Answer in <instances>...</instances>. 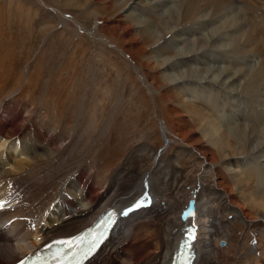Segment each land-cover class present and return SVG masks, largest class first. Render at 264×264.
<instances>
[{"label": "rangeland", "instance_id": "1", "mask_svg": "<svg viewBox=\"0 0 264 264\" xmlns=\"http://www.w3.org/2000/svg\"><path fill=\"white\" fill-rule=\"evenodd\" d=\"M132 1L41 0L44 5L42 6L37 0H0V79L5 76L9 68H12L9 80L0 94V110L6 103L7 96L18 88L20 80L24 78L27 71L28 74L36 78L35 84L30 81L36 85L35 89H29L25 94L27 96L19 100L17 106L16 102L13 101L10 107L16 109L19 122H22L26 117V104L31 101V98L33 101L30 106V109L33 110L31 111L32 116L36 117L38 114H42L47 120L52 121L53 129H59V127L56 128L54 119L56 117L59 123V112H62V125L65 122L66 125L64 126L72 127L73 125L75 127L76 142L81 141L83 132L84 142L80 144L78 153L75 154L72 150L62 148L69 155L63 156L66 157L63 159L68 162V166H74L81 162L76 170L81 169L84 173L90 174L91 181L96 185L99 175L92 173L90 170L91 163L86 158H82V154L87 153L86 155L91 161L94 162L95 160L99 165L98 170L103 175L113 173L115 169L126 162L128 163V161L132 162L127 168L138 172L141 176H144L148 170H152V175H155L158 171L155 162L160 157L167 163L171 162L178 171L175 174L176 180L174 182L164 184V197L171 204H177V199H179L180 203L184 205L188 202L186 194L189 189L198 186L199 183L201 187H206L212 181V177L209 173L203 175L196 158L188 153L185 148H181L183 145L176 137L177 134H180V137L183 134L182 136L187 138L186 140L194 138L202 141L203 137L198 132L201 125L185 109L184 100H180L178 97L179 94L175 91L177 90L176 87L166 85V80H168L166 76L170 74L171 77L172 75L177 76L179 70L190 68H194L196 75H203L205 72L203 69L210 67L213 68L210 70L212 77L216 69L219 72L222 68L235 66L238 62L237 59L241 61L242 55H247L248 51L255 52L252 58L258 63L260 58L264 57V50H260L261 48L259 50L248 48L245 51L235 49L234 38L237 33H235L234 26L235 10L231 6L233 0H222L221 2L220 0H216L217 2L214 0H139L141 4L138 7H134ZM236 1L239 2V0ZM222 2L224 5L222 4V7L219 8L218 4ZM130 4V11L132 10L134 14L136 12L137 15L126 18L123 16L126 13L122 10ZM188 4H192V7L187 14L183 13L185 18L181 23H178V12L182 6L188 7ZM253 4H256V10L247 12L245 20L259 36L261 44L264 45V32L253 16L255 11L263 9L264 4L261 1L250 0L245 5L251 7ZM54 10H58L63 16H66L68 22L62 25ZM119 13L121 14L119 15ZM199 14L205 18L202 21H196L197 24L194 20ZM75 23L79 24L82 30L78 29ZM149 26L154 29L178 28V32L175 34H181V41L175 42L173 39H169L167 45L156 50L160 46L153 44L155 34L151 32L153 28H149ZM186 27H189L187 29L191 31L187 32ZM180 28H182L181 33H179ZM90 31L97 38L91 37ZM211 35H213L211 47L204 51L187 53L189 59L183 60V64H179V67L176 65L178 68L175 65H168V68L161 65L164 58L173 57L176 52L187 48V45H191L192 39ZM176 36L180 37L179 35ZM98 37L108 39L112 45H116L125 53L129 52L128 54L132 55L134 59L136 57L139 74L142 75L144 81L141 82L139 79V75L133 66L134 63L130 59L125 57L116 47L108 46ZM217 48L221 50L218 51ZM217 65L218 67H216ZM198 68H202V70ZM257 70L258 67L255 66L252 73L259 72ZM210 78L206 79V81H211L210 83H205L204 79L200 81L199 76L194 78L191 76L186 79L188 81L181 80L180 82L183 83V88L186 90L185 95L189 96L191 101L197 105L209 104L214 112H221L218 122L219 126L221 125L219 127L221 130L231 129L229 118L233 117L234 109L241 111L243 109L244 117L255 111L252 105L246 103V99L245 101L237 100L235 91L225 90L224 86L215 84V81ZM212 82L214 83L213 86L211 85ZM52 101L59 103V105L53 108ZM249 102L253 101L249 100ZM40 109V112L34 111ZM44 110H47L51 115L43 113ZM177 112L178 114L181 113L179 115L186 116L188 122L185 123L186 128L184 130L186 131L181 133L172 127V125L175 126L174 120L177 117L174 115ZM162 121L168 125L170 133L164 131ZM6 122V125L10 123ZM52 132L50 131L48 136ZM164 134L169 139L168 143L164 140ZM9 135H11L10 132ZM229 135L233 137L234 134L232 132ZM67 142L68 139H65L63 144ZM142 146H145L146 150L139 151ZM235 146L237 147V140L234 138L231 147ZM208 149L213 155L217 154L215 148L208 146ZM247 149L245 146L243 155L238 158H241L244 166L251 168L254 165L253 157L246 156ZM153 153L157 156L153 157ZM83 159L85 162L82 161ZM257 174L255 176L258 177L252 179V183L260 180L259 173ZM29 181L33 187L46 184L43 174L34 173ZM252 188L251 185L243 192L248 194ZM96 189L97 192L100 191L97 185ZM173 191L176 193L175 197L172 194ZM76 203L77 208H84L80 200H77ZM213 209L215 216L227 224L225 227V232L228 234L227 241L220 239L219 247H226L227 243L238 246L244 230L242 220L234 218V214L220 202H216ZM73 210L76 211V207ZM30 218H25L28 220L27 225L21 226L23 230L18 234H23L24 242H29L33 231L30 232L31 226L35 222L39 223L37 218ZM164 221L165 218H161L151 223L152 227L150 226V228L154 229V236L145 235L140 238L145 243L154 242L155 237L160 235L164 228ZM1 224L2 222H0V227ZM5 232L7 235L10 234L7 230ZM14 235L13 232L8 237L13 242L11 245L16 247L20 245L21 240ZM116 241L118 240L114 238L113 242ZM151 245L149 244L145 250L144 264H149L150 258L154 255L155 250ZM1 247L2 245H0V253L3 252ZM233 250L231 247L229 251L224 252L226 264H234L233 259L236 254Z\"/></svg>", "mask_w": 264, "mask_h": 264}, {"label": "bare ground", "instance_id": "2", "mask_svg": "<svg viewBox=\"0 0 264 264\" xmlns=\"http://www.w3.org/2000/svg\"><path fill=\"white\" fill-rule=\"evenodd\" d=\"M37 1L44 6L41 0ZM249 1L239 0L238 2L233 0V5H231L235 10L234 26L235 33H237L234 38L235 49L245 51L248 48L256 50L261 48L260 50H264V45L261 44L259 36L245 20L247 12L256 10V4L251 7H249L250 5H245ZM257 1H261L264 4V0ZM132 2L134 7H138L141 4L139 0H133ZM222 4L224 5L223 2L218 4L219 8ZM184 6L178 12V23H181L183 18H185L184 14H187L192 4L185 7L186 10H184ZM130 9L131 4L123 8L122 12L126 13L123 15L124 17L129 18L137 15L136 12L134 14ZM54 12L61 20L60 23L62 25L68 22V18L63 16L58 10H54ZM250 15L252 16V14ZM253 16H255L254 20L257 21V24L264 32V7L255 11ZM204 18L203 15L199 14L194 21H202ZM76 25L78 29L82 30L79 24ZM189 27H186V29ZM177 29L175 27H171V29H166V27L153 28L151 30L155 34L153 44L160 46L156 50H160L161 47L167 45L169 39H173L175 42L181 41V34H175L178 32ZM187 30V32L191 31L190 29ZM181 31L182 28H180L179 33ZM167 35L169 36L166 37ZM175 35L180 37L176 36V38ZM90 36L97 38L92 32ZM212 38L213 35L192 39L191 45L186 44L187 48L176 52L173 57L164 58L161 65L168 68V65L178 66L183 64V60L189 59L187 53L209 49L212 45ZM99 39L108 46L116 47L125 57L130 59L134 63L133 66L139 75V79L141 82L144 81L142 75L139 74L136 57L134 59L132 55L128 54L129 52L125 53L124 50H120L106 38ZM182 39L185 40V38ZM217 50L221 49L217 48ZM254 55L255 52L248 51L247 55H242L241 61L237 59L238 62H236L235 66L222 68L219 72L216 69L212 77L210 76L212 75L210 70L213 68L211 69L210 67L203 69L205 71L203 75H196L194 68H190L179 70L177 76L172 75L171 77L170 73V75L166 76L168 78L166 85H174L176 87L177 90L175 91L178 92V97L180 100H184L185 109L201 125L198 132L203 137L202 141H199L196 137L197 140L192 138L195 141L192 139L186 140L187 138L185 139L182 136L183 134H181V137L179 136L180 134H177L178 136L176 137L179 138L183 145L181 148H185L188 153L196 158L203 175L209 173L212 177V181L206 187H201L199 183L198 186L189 189L186 194L188 202L184 205L180 203L179 199H177V204H171L165 199L163 186L166 183L174 182L176 180L175 174L178 171L171 162L167 163L160 157L155 162V167L158 168L155 175H152V170H148L144 176H141L138 172L128 169L127 167L132 161L124 163L111 174L103 175L98 170L99 165L97 162L95 160L94 162L93 160L91 161L86 155L87 153L82 154L81 157L86 158L91 163L90 170L92 173L99 175L96 185L99 186L100 191L97 192L96 185L91 181L90 174L84 173L81 169L76 170L81 162L74 166H68V162L64 160L66 157H63L69 155L62 148L72 150L75 154L78 153L80 144L84 142L83 132L81 141L76 142L74 137L75 127L73 125L72 127L64 126L66 125L65 122L62 125V112H59V123L56 117L54 119L55 126L56 128L59 127V129H53L52 121L47 120L42 114H38L36 117L32 116L31 111L33 110L30 109V106L33 101L30 97L31 101L25 107L26 117L22 122H19V115L16 109L10 107L13 101L16 102L17 106L19 100L27 96L25 94L29 89H35L36 78L26 71L24 78L19 82L18 88L7 96L6 103L3 104L0 110V222H2L0 227V245H2L1 249H3V252L0 253V264H13L34 248L43 247L53 238L75 235L79 230L89 226L108 206L120 209L134 201H138L140 206L127 215L121 216L120 222L108 241L86 264H144L145 250L149 244H152L151 246L155 250L149 264H170L179 243L189 234L194 236L193 248L196 257L193 264H226L224 252L229 251L231 247L234 249V254H236L233 259L234 264H264V57L260 58L259 62L257 61L258 63H256V60L252 58ZM255 66L258 67L259 72L253 74ZM198 69L202 70V68ZM11 71L12 68H9L5 76L0 79V94L9 80ZM191 76L193 78L199 76V80L204 79L205 83H210L211 81H206V79L211 77L210 79L215 81V84L224 86L225 90L235 91L237 100L245 101L246 99V103L252 105L255 111L244 117L243 109L242 111L234 109L233 117L229 118L231 120V123H229L232 126L231 129L227 127L228 129L221 130L219 128L221 125L219 126L218 123L221 112H214L209 104L204 103V105L201 103L197 105L190 100L191 98H188L189 96L185 95L186 90H184V85L180 81L186 80ZM250 81L253 82L251 83ZM213 84L212 82L211 85L213 86ZM249 100L253 102H249ZM51 104L53 108L59 105V103H54V101ZM34 111L40 112L41 109ZM43 113L50 114L47 110H44ZM179 114L181 113L179 112ZM179 114L177 112L174 115L177 117L174 120L175 126L170 122L173 120H170L169 123L178 130V133H181L186 131L184 130L186 128L185 123L188 122L186 116ZM77 120H80V118H77ZM6 121L10 123L6 125ZM162 126L164 131L170 133L169 127L164 121H162ZM50 131L53 132L48 136ZM9 132L11 135H9ZM228 132L229 134L233 132V137H230ZM228 137L229 139H226ZM234 138L237 140V147H231ZM65 139H68V142L63 144ZM164 140L167 143L169 142L165 134ZM208 146L215 148L217 154L213 155L209 151ZM245 146L248 148L246 156L253 157L254 165L252 164L253 167L251 168L244 166L241 158H238L243 155ZM140 150H146V147L142 146ZM154 156H157V154L153 153ZM82 161L85 162V159ZM34 173L43 174L46 184L33 187L29 178ZM257 173H259L260 180L256 179L257 181L252 183V179L258 177L255 176L258 175ZM234 176L238 178L234 179ZM24 181L26 182L22 184ZM251 185L253 188L248 194H245L243 190ZM172 194L175 197L176 193L174 191ZM77 200L82 202L84 208H77ZM216 202L225 205L226 209L234 214V218H239L240 221L242 220L241 223H244L242 239L238 246L227 243L226 247H219V240H226L228 234L225 232L227 225L225 221L215 216L213 207ZM72 207H76V211ZM12 209L14 210L12 211ZM184 210H186L187 215H182ZM136 211L139 212L135 213ZM28 217H31L30 219L37 218L39 223L35 222L37 224L36 227L35 224L32 225L30 223L32 225L30 232L33 231L29 242H24L23 234H18L23 230L21 226L25 227L27 225L28 220L26 219ZM161 218H165V221L160 235L155 237L154 242L145 243L140 237L145 235L154 236L155 231L150 228L151 223ZM5 230L10 232V234L14 232V236L21 240L19 242L20 245L16 247L11 245L13 242L8 237L10 234L7 235ZM114 238L118 241L113 242Z\"/></svg>", "mask_w": 264, "mask_h": 264}, {"label": "snow or ice", "instance_id": "3", "mask_svg": "<svg viewBox=\"0 0 264 264\" xmlns=\"http://www.w3.org/2000/svg\"><path fill=\"white\" fill-rule=\"evenodd\" d=\"M137 206H140V204H137ZM189 215H191V213H189ZM103 235V233L93 235L91 239H85L84 237H73L68 240L56 241V243L66 245L68 249H72L73 247L81 248L83 257L87 258L88 256L92 255L93 252H95L96 248L99 246V243L103 239ZM192 238H194V236ZM253 243H255V241H253ZM19 264H25V261L20 260Z\"/></svg>", "mask_w": 264, "mask_h": 264}, {"label": "water", "instance_id": "4", "mask_svg": "<svg viewBox=\"0 0 264 264\" xmlns=\"http://www.w3.org/2000/svg\"><path fill=\"white\" fill-rule=\"evenodd\" d=\"M182 215H187L186 210L183 211V214ZM221 244H223V242H221Z\"/></svg>", "mask_w": 264, "mask_h": 264}]
</instances>
